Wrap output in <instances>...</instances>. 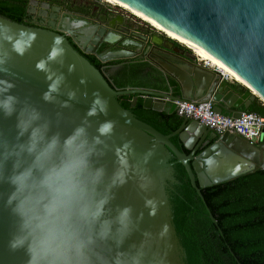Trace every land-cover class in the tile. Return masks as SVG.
Instances as JSON below:
<instances>
[{"label": "water", "instance_id": "obj_1", "mask_svg": "<svg viewBox=\"0 0 264 264\" xmlns=\"http://www.w3.org/2000/svg\"><path fill=\"white\" fill-rule=\"evenodd\" d=\"M114 1L190 44L251 89L227 81L221 70L205 67L190 48L163 34L150 38L132 33L137 40L132 46L145 50L137 60H147L168 85L174 81L179 96L172 88L115 90L67 37L76 31L84 49L95 28L90 32L81 22L65 18V34H61L0 16V144L16 142L21 114L38 112L62 136L84 127L94 146L93 164L104 172L106 214L130 209L124 236L98 249L99 264H132L134 259L139 264H183L166 191L176 182L172 155L185 168L210 220L223 234L201 190L264 170V133L261 144L254 145L185 119L178 131L165 136L122 108L118 98L136 96L135 107L141 97L146 110L167 114L176 112L177 101H211L217 113L234 119L248 113L256 100L264 104V0ZM104 21L106 29L130 33L117 18ZM101 40L128 47L118 34ZM137 54L122 49L99 60L134 59ZM7 111L12 114L6 115ZM176 136L189 155L171 142ZM9 191L7 183L0 184V264H28L24 249L10 247L18 218L15 205L7 202Z\"/></svg>", "mask_w": 264, "mask_h": 264}, {"label": "clouds", "instance_id": "obj_2", "mask_svg": "<svg viewBox=\"0 0 264 264\" xmlns=\"http://www.w3.org/2000/svg\"><path fill=\"white\" fill-rule=\"evenodd\" d=\"M93 158L84 127L62 136L38 112L21 114L16 142L0 144V184L18 218L9 243L26 251L28 264H99L101 244L124 236L130 209L106 214L108 189Z\"/></svg>", "mask_w": 264, "mask_h": 264}, {"label": "trees", "instance_id": "obj_3", "mask_svg": "<svg viewBox=\"0 0 264 264\" xmlns=\"http://www.w3.org/2000/svg\"><path fill=\"white\" fill-rule=\"evenodd\" d=\"M59 1L61 0H0V16L21 25L38 28L30 13L32 2L55 5ZM72 46L78 50L75 45ZM80 54L104 75L115 90L132 88L167 92L172 88L173 95L179 96L176 83L170 80L168 85L165 78L146 63L131 60L104 64L95 54ZM114 66L117 67L112 70ZM135 97L125 95L119 97L118 101L136 119L159 133L171 135L184 124L185 119L177 112L167 114L146 110L141 97H138L137 104L133 107ZM249 113L264 118L262 102L256 100ZM171 142L181 152L190 154L177 136ZM170 163L175 164L176 182L166 191L171 204L173 225L182 247L183 264H264V170L201 190L223 232L221 234L191 186L185 168L176 164L173 155Z\"/></svg>", "mask_w": 264, "mask_h": 264}, {"label": "flooded vegetation", "instance_id": "obj_4", "mask_svg": "<svg viewBox=\"0 0 264 264\" xmlns=\"http://www.w3.org/2000/svg\"><path fill=\"white\" fill-rule=\"evenodd\" d=\"M37 3V2H36ZM33 8L30 11L31 15L33 16V23L38 28H43L47 30H53L55 32L65 34V31L62 29L64 25V19L70 18L73 21L81 22L82 28L91 30L95 28V31L92 34L91 40L86 43V47L83 49L80 47V43L77 41L79 38V34L76 31H73V35L67 34V37L71 44L77 47V51L79 53L90 55L95 54L98 58L104 57L109 55L112 52L119 51L122 49H131L137 51V56L134 59H125V60H118V61H131L134 60L135 62H142L152 67L147 60L145 61H138V57L144 55V49H135L136 47L132 46V43L137 42L136 39L131 37V34H137L140 36H149L150 38L154 37L160 33L155 31L154 28L151 29L147 24L141 25L137 22H134L130 18L132 17L128 11H125L117 6L107 5L108 7H103V5H92L88 4L87 2H80L77 4L76 0L73 2H69L68 0H61L58 4L51 5L49 3H42L34 5L32 2ZM102 6V7H101ZM57 9V11L55 10ZM118 21H122V29L128 30L130 33H119L116 30L106 29L105 28V21L116 19ZM112 34H118L122 37V43H126L128 45L127 48H123L121 46L114 47L113 45H108L101 40L102 36ZM178 46V44H176ZM89 47H92V51L88 50ZM181 48L187 53L190 52L185 47ZM193 54V52H192ZM194 55V54H193ZM195 56V55H194ZM111 62V61H109ZM103 63V62H102ZM108 63V62H106ZM104 63V64H106ZM121 66V65H119ZM114 66L112 70H115Z\"/></svg>", "mask_w": 264, "mask_h": 264}, {"label": "built area", "instance_id": "obj_5", "mask_svg": "<svg viewBox=\"0 0 264 264\" xmlns=\"http://www.w3.org/2000/svg\"><path fill=\"white\" fill-rule=\"evenodd\" d=\"M114 6V5H112ZM130 18L134 22L141 25H149L139 18L131 15ZM152 29V28H151ZM155 30V29H154ZM194 54V52H193ZM195 55V54H194ZM197 60L205 67L216 70L207 61H203L200 57L195 55ZM226 79L229 77L224 76ZM235 83L234 80L229 78ZM177 105L176 112L180 117L187 120H192L204 125L206 128L223 134L229 132L237 135L251 144L259 145L262 141L264 133V118L254 113H243L240 119H234L230 116L221 115L214 110V105L211 101L207 102H175Z\"/></svg>", "mask_w": 264, "mask_h": 264}, {"label": "bare ground", "instance_id": "obj_6", "mask_svg": "<svg viewBox=\"0 0 264 264\" xmlns=\"http://www.w3.org/2000/svg\"><path fill=\"white\" fill-rule=\"evenodd\" d=\"M105 2L109 3L110 5H114L117 7H120L121 9L128 11L130 14H132L133 16L139 18L140 20L148 23L152 28H154L156 31L163 33V35H165L166 37H169L170 39H172L173 41H176L182 45L187 46L188 48H190L195 55H197L198 57H200L203 61H207L212 67H215L216 69L221 70L226 77L231 78L232 80H235L237 83L241 84L244 87L249 88L248 86H246L244 83H242L240 80H238L237 78H235L233 75H231L230 73H228L226 70H224L222 67H220L219 65H217L215 62H213L212 60H210L208 57H206L204 54H202L201 52H199L197 49H195L194 47H192L190 44L184 42L183 40L179 39L178 37L172 35L171 33L167 32L166 30L160 28L159 26L155 25L154 23L148 21L147 19L143 18L142 16L136 14L135 12L131 11L130 9L124 7L123 5L119 4L118 2L114 1V0H104ZM251 89V88H249ZM255 94H257L255 92Z\"/></svg>", "mask_w": 264, "mask_h": 264}, {"label": "rangeland", "instance_id": "obj_7", "mask_svg": "<svg viewBox=\"0 0 264 264\" xmlns=\"http://www.w3.org/2000/svg\"><path fill=\"white\" fill-rule=\"evenodd\" d=\"M74 0H69V2H73ZM77 4L80 2H87L88 4L92 5H103V7H108L109 3L105 2L104 0H76ZM102 7V6H101ZM141 21V20H140ZM142 22V21H141ZM150 28H152L150 25H148ZM153 29V28H152ZM156 31V30H155ZM226 74V73H225ZM227 75V74H226Z\"/></svg>", "mask_w": 264, "mask_h": 264}, {"label": "crops", "instance_id": "obj_8", "mask_svg": "<svg viewBox=\"0 0 264 264\" xmlns=\"http://www.w3.org/2000/svg\"><path fill=\"white\" fill-rule=\"evenodd\" d=\"M227 81H229V82L233 83L232 81H230V79H229V78L227 79ZM262 104H263V103H262ZM263 105H264V104H263ZM261 142H262V141H261ZM260 144H261V143H260Z\"/></svg>", "mask_w": 264, "mask_h": 264}]
</instances>
